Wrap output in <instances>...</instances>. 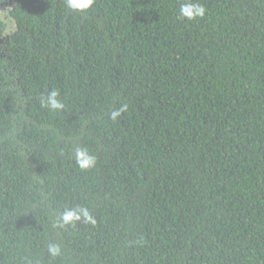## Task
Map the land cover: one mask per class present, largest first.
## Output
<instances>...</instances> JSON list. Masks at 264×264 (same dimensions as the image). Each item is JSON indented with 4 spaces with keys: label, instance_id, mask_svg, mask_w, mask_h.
<instances>
[{
    "label": "trees",
    "instance_id": "obj_1",
    "mask_svg": "<svg viewBox=\"0 0 264 264\" xmlns=\"http://www.w3.org/2000/svg\"><path fill=\"white\" fill-rule=\"evenodd\" d=\"M6 1L0 264H264V0Z\"/></svg>",
    "mask_w": 264,
    "mask_h": 264
},
{
    "label": "clouds",
    "instance_id": "obj_2",
    "mask_svg": "<svg viewBox=\"0 0 264 264\" xmlns=\"http://www.w3.org/2000/svg\"><path fill=\"white\" fill-rule=\"evenodd\" d=\"M94 2L95 0H66V6L71 11L84 13L92 8ZM205 15L206 8L199 0H184V2L180 4L179 16L187 21L197 20L203 18ZM40 104L42 107L56 112L64 108V104L61 102L57 90L49 91L46 96L41 99ZM125 111H127L126 104L112 111L110 118L116 121ZM74 158L77 166L85 171L95 167L97 163L95 155L91 154L86 147H77L74 151ZM81 221L84 223H95L93 216L85 207H79L78 210L65 209L59 217L58 226L60 228L75 226L77 222ZM49 252L52 257H56L61 254V248L58 244L53 243L49 245Z\"/></svg>",
    "mask_w": 264,
    "mask_h": 264
},
{
    "label": "rangeland",
    "instance_id": "obj_3",
    "mask_svg": "<svg viewBox=\"0 0 264 264\" xmlns=\"http://www.w3.org/2000/svg\"><path fill=\"white\" fill-rule=\"evenodd\" d=\"M13 5V0H8L6 1L3 5H2V9L3 11H5L4 9L9 8V6Z\"/></svg>",
    "mask_w": 264,
    "mask_h": 264
}]
</instances>
